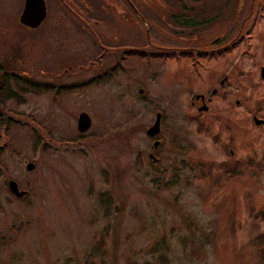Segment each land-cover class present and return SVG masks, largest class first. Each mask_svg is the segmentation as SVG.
Instances as JSON below:
<instances>
[{
    "label": "rangeland",
    "instance_id": "obj_1",
    "mask_svg": "<svg viewBox=\"0 0 264 264\" xmlns=\"http://www.w3.org/2000/svg\"><path fill=\"white\" fill-rule=\"evenodd\" d=\"M260 1L230 0L224 12L231 41L243 34L241 44L195 67L187 58L135 60L102 80H89L95 67L53 79L68 59L85 63L90 38L49 31V19L34 31H4L11 21L0 5V62L60 87L3 101L0 264H129L154 262L158 252L169 264H253L249 241L264 232L255 215L264 210V121L252 120H264V11H253ZM214 27L209 36L222 32V23ZM222 74L236 89L207 110H186ZM81 111L90 124L78 132ZM155 113L158 131L149 136ZM221 162L234 173L222 175ZM7 179L26 193L15 196ZM230 208L231 235L222 215ZM161 236L164 245H155Z\"/></svg>",
    "mask_w": 264,
    "mask_h": 264
},
{
    "label": "flooded vegetation",
    "instance_id": "obj_2",
    "mask_svg": "<svg viewBox=\"0 0 264 264\" xmlns=\"http://www.w3.org/2000/svg\"><path fill=\"white\" fill-rule=\"evenodd\" d=\"M24 1L0 0L4 9L1 10V15L11 21L2 26L4 31L16 28L34 31L44 20L49 19V31L69 32L74 29L90 38L92 53L85 56L84 65L82 59H68L66 65L50 71L49 75L56 80L61 73H76L83 67H95V75L89 80L111 78L120 67L132 66L135 60L149 62L150 52H154L151 57L154 61H160L159 58L165 61V58H169L180 62L186 61L184 58H187L189 65L195 67L202 62L199 57H212L216 52L227 51L230 43L241 44L244 39L242 34L233 42L229 36L230 27L228 21H224L226 17H223L224 12L230 8V0H40L44 16L35 27H28L18 21ZM248 2L250 3V0ZM10 5H14L11 10ZM257 8L258 4L253 10L254 14L258 12ZM220 17L223 18L222 21ZM253 18H256V15ZM15 21L19 27L15 26ZM220 23L223 25L222 32L209 36L211 28L214 29V26ZM135 50L149 58L135 56ZM72 66L75 69L71 70ZM228 81L227 76L222 74L210 89L204 93H194L185 106L186 110H207L213 97L217 95L224 100L227 94L236 89L228 86ZM154 140L156 139L153 137L151 141ZM227 153H233L228 145ZM147 156L151 160L155 159L153 151L148 152Z\"/></svg>",
    "mask_w": 264,
    "mask_h": 264
},
{
    "label": "trees",
    "instance_id": "obj_3",
    "mask_svg": "<svg viewBox=\"0 0 264 264\" xmlns=\"http://www.w3.org/2000/svg\"><path fill=\"white\" fill-rule=\"evenodd\" d=\"M264 11V0H261L258 4L257 11L259 13ZM234 45V44H231ZM218 53V52H216ZM215 53V54H216ZM134 55L137 57H144L149 58L148 56L153 57V53H148V56L139 54L137 50L134 51ZM60 87L54 85L53 83H47V82H40L36 81L31 77L30 75L24 74L20 69H14L11 67V63L4 60L0 62V110H3L4 107L3 101L8 98H13L14 95H16L15 91L19 92H25V91H31V92H37L40 89H48L52 90L54 89L55 92L58 91ZM7 120V118H6ZM152 162V160H151ZM247 162V163H246ZM252 164L251 159H247L244 161H236L234 165L239 164ZM219 165V168H221V174H228L232 175L234 171L231 167L227 166L226 162H221ZM206 171H201V173L205 174ZM103 202L106 204L104 206V211H106V208L108 206V201L106 199L103 200ZM218 213L221 215L223 213L222 209L218 210ZM222 215H225V218H227V221L223 224V231L228 234H232L234 230V210L229 209L228 211L224 212ZM255 215L259 216L260 218L264 219V210H259L255 213ZM155 245L161 244L164 245V238L161 236L157 241L154 242ZM249 244H251L254 248L252 252V262L253 264H264V232L256 234V236L249 241ZM154 248V247H153ZM163 252H158L155 256L154 262L143 260L141 262H134L129 264H169V261L167 260ZM93 264V263H88Z\"/></svg>",
    "mask_w": 264,
    "mask_h": 264
},
{
    "label": "water",
    "instance_id": "obj_4",
    "mask_svg": "<svg viewBox=\"0 0 264 264\" xmlns=\"http://www.w3.org/2000/svg\"><path fill=\"white\" fill-rule=\"evenodd\" d=\"M44 16L43 5L40 0H25L22 12L19 15L18 21L27 25L28 27H35L41 21ZM260 78L264 79V67H260L259 69ZM254 123H259L262 120L257 119L255 116L252 117ZM90 124L89 116L81 111L78 113L76 120V130L78 132L85 131ZM159 124V113H155V118L153 123L146 129L145 134L152 136L158 131ZM156 140L153 141L155 144ZM26 169H30L32 167L31 163L26 164ZM8 190L13 193L15 196H20L23 194L22 190L17 189L16 182L14 180L9 179L7 181Z\"/></svg>",
    "mask_w": 264,
    "mask_h": 264
}]
</instances>
